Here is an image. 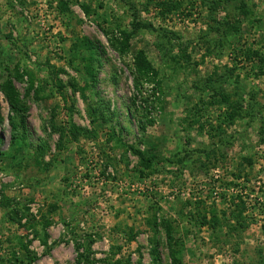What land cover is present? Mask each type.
I'll use <instances>...</instances> for the list:
<instances>
[{"label":"rangeland","instance_id":"1","mask_svg":"<svg viewBox=\"0 0 264 264\" xmlns=\"http://www.w3.org/2000/svg\"><path fill=\"white\" fill-rule=\"evenodd\" d=\"M181 1L189 17L148 0H0V264H170L165 220L182 264H264V76L228 74L237 37L264 51V0ZM226 17L241 21L221 45ZM83 37L93 79L68 62Z\"/></svg>","mask_w":264,"mask_h":264},{"label":"trees","instance_id":"2","mask_svg":"<svg viewBox=\"0 0 264 264\" xmlns=\"http://www.w3.org/2000/svg\"><path fill=\"white\" fill-rule=\"evenodd\" d=\"M60 6L65 10L66 4L64 2H60ZM154 3L155 6V10H158V14H160V16H170L173 14H179L180 16H185V17H189L191 15V13H185L186 11V7L183 6L184 3L181 0H148L147 2V6H150ZM189 3V2H188ZM240 8H241V16H247L248 12L247 10L243 9V2L239 3ZM194 6V5H192ZM190 6V7H192ZM83 10L88 13V10L83 6ZM180 11V12H179ZM191 12V9H190ZM239 20L241 21L240 18L238 19H233V20H228V17H226V19L222 22V27H223V33H220V40H218V43H220L221 45L223 44H229V37L231 35V32H235L238 30V23ZM131 36H132V32L130 31H122L121 33V39H114L112 38L110 40V44L111 47L116 50L120 56H123L127 53L129 47H130V40H131ZM233 38V37H231ZM233 41H231L232 43ZM239 40L238 37L236 38V44L233 45L234 47L231 48V52L235 53L234 56L232 57V60L234 61V66L232 68V70L228 71L229 76H231L233 74V72L235 71V69H239L243 66H252V71L253 74L255 75V77H262L264 76V51H254V49L248 48V49H243L241 46L239 47ZM235 43V42H234ZM75 48L72 49L71 51V58L69 59V64H72L73 60H77L78 58H80L82 61L87 63V60L89 59L91 62L98 60L97 56H91L89 58L86 59L85 56H82L80 53L82 52L81 49H85L87 52H94V45L91 44V42L83 37L80 40H76V44H74ZM81 47V49H80ZM135 67H136V71L139 74V77L144 78V79H151L152 76H155V71L152 68L151 64L147 61L146 57L143 54H138L137 56H135ZM86 74L89 75L90 79H93V75H92V70L93 68H91L90 66H86ZM221 78H218V80ZM153 80V79H151ZM30 85L32 84V81L30 80ZM135 88L140 90L141 88V83L139 81V83L136 81L135 82ZM156 89V88H155ZM217 93V92H215ZM216 95H213V97H215ZM221 97V96H220ZM228 98L227 96H222V102H228ZM143 102V103H142ZM141 102V105L145 108V112H146V116L150 114L151 109H152V105L153 103L150 102V100H145ZM13 108V107H12ZM250 108V107H249ZM235 115V113H232L231 115H229V119H232ZM9 123L11 125V128L14 130V132L17 131V126L14 123V119L10 118L9 119ZM81 130L78 129L75 126H72L70 128V133L72 134V136L74 138H76L79 135V132ZM135 154H137L140 158V161L143 164V167L146 169H150L153 165L151 158H149V160L147 158H144L141 156V154L137 151H134ZM245 210V205L242 201L239 202L238 205H236V211H238L237 214L233 213V217L237 219V223L239 226H241L242 228L245 227V221L242 218V213ZM234 212V211H233ZM203 219V223L202 224H208V225H212L215 226L216 224L219 223L220 219L217 218V216L215 215V212H210V218L207 219L206 215L203 214L202 216ZM163 228L165 230L166 233V238H167V249H168V254H169V259H170V264H182L181 261V246L182 243L176 241V239H174L173 236V228L171 225L170 221L165 220L164 224H163ZM131 240V239H129ZM45 244V243H44ZM27 250V249H25ZM27 252V251H26ZM35 260H37V257H30L29 261L27 264H31L32 262H34ZM86 263L88 264V257L84 256L81 253L77 254L76 257V261L75 264H83Z\"/></svg>","mask_w":264,"mask_h":264},{"label":"built area","instance_id":"3","mask_svg":"<svg viewBox=\"0 0 264 264\" xmlns=\"http://www.w3.org/2000/svg\"><path fill=\"white\" fill-rule=\"evenodd\" d=\"M148 88H149V92L151 93V95H153L154 97H157L158 96V93L157 92L154 93V87L152 85L148 86ZM1 176L2 175L0 174V177Z\"/></svg>","mask_w":264,"mask_h":264}]
</instances>
